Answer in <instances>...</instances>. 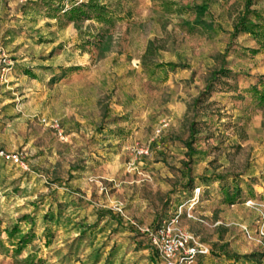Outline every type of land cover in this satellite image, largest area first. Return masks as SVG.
Returning <instances> with one entry per match:
<instances>
[{"label":"rangeland","instance_id":"obj_1","mask_svg":"<svg viewBox=\"0 0 264 264\" xmlns=\"http://www.w3.org/2000/svg\"><path fill=\"white\" fill-rule=\"evenodd\" d=\"M89 1L0 0V147L29 167L0 161V264H161L142 230L173 218L194 264H264V41L234 31L264 0L65 19Z\"/></svg>","mask_w":264,"mask_h":264},{"label":"built area","instance_id":"obj_2","mask_svg":"<svg viewBox=\"0 0 264 264\" xmlns=\"http://www.w3.org/2000/svg\"><path fill=\"white\" fill-rule=\"evenodd\" d=\"M1 62H5L4 58H1ZM40 123L52 131L56 138L64 139V131L57 120L42 118ZM147 153V150L139 152V154ZM0 161L22 172L29 171L25 155L21 151H8L0 147ZM176 221L177 218H173L154 228H145L142 232L158 254L161 264H194L198 257L207 254V250L192 235L178 228Z\"/></svg>","mask_w":264,"mask_h":264},{"label":"trees","instance_id":"obj_3","mask_svg":"<svg viewBox=\"0 0 264 264\" xmlns=\"http://www.w3.org/2000/svg\"><path fill=\"white\" fill-rule=\"evenodd\" d=\"M166 5L168 7L171 6L169 3ZM195 10L199 14H203L206 11V7L201 6ZM63 14L66 20L73 23L81 21L82 19H90L91 17L99 25H112L115 22V16L112 15L106 5L100 3L99 0H90L87 4L72 6L70 9L65 10ZM234 31L235 33L253 35L258 41L261 39L264 41V15L256 11L246 10L239 18ZM165 66L173 67V64H166ZM254 92L260 95L261 99H264V93L258 92L256 88ZM19 251V248H17L16 252Z\"/></svg>","mask_w":264,"mask_h":264}]
</instances>
